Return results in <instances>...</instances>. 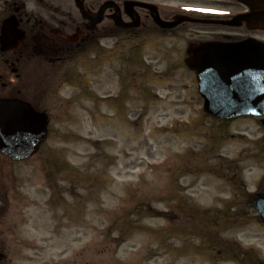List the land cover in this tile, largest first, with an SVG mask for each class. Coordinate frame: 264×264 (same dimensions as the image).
Wrapping results in <instances>:
<instances>
[{"label": "rangeland", "instance_id": "374dc122", "mask_svg": "<svg viewBox=\"0 0 264 264\" xmlns=\"http://www.w3.org/2000/svg\"><path fill=\"white\" fill-rule=\"evenodd\" d=\"M25 1L30 11L42 7ZM141 1L170 13L227 8ZM202 27L162 34L147 26L137 41L109 37L94 50L85 42L66 71L33 67L15 96L51 123L31 158L0 154L1 264L264 263V223L251 202L264 189L262 117L206 115L185 65L189 44L212 37ZM80 31L67 34L80 42ZM224 242L247 252L231 258Z\"/></svg>", "mask_w": 264, "mask_h": 264}, {"label": "water", "instance_id": "95a60500", "mask_svg": "<svg viewBox=\"0 0 264 264\" xmlns=\"http://www.w3.org/2000/svg\"><path fill=\"white\" fill-rule=\"evenodd\" d=\"M248 7L249 12L228 22H218L233 27L246 24L252 30H264V0H238ZM86 0H76L83 19L91 27L103 20L105 11L113 2L102 5L97 13H92L85 5ZM144 7L162 29H173L178 25L195 20L176 16L173 21H163L156 8L139 2H127L125 7L132 19L125 24L120 12L112 15L120 28L139 25L134 8ZM14 18L6 20L2 27V49H15L23 38ZM197 22V21H196ZM199 22V21H198ZM37 55L47 51L42 46L35 48ZM186 64L197 73L199 91L205 99V111L215 117L230 119L238 116H264V44L255 40L241 43H208L189 48ZM264 126V119L262 120ZM49 117L36 111L31 104L18 99H0V152L11 160L20 161L31 157L47 136ZM254 207L264 221V193L254 197ZM3 255L0 254V260Z\"/></svg>", "mask_w": 264, "mask_h": 264}, {"label": "flooded vegetation", "instance_id": "af4514ba", "mask_svg": "<svg viewBox=\"0 0 264 264\" xmlns=\"http://www.w3.org/2000/svg\"><path fill=\"white\" fill-rule=\"evenodd\" d=\"M8 1L5 17H0V36L3 20L9 17L16 19L18 28L23 32V38L17 49L4 51L0 42V93L6 91L8 94H5V96L9 97H15V93L19 96L18 94L21 93L20 86L25 88L28 76L34 71L33 67L35 66L42 73L46 72L48 68L59 71L68 70L67 68L77 58L82 44L85 42H88L92 50H94V48L100 47L101 41L109 37H112L117 42L118 40L128 39L137 41L142 38L145 27L149 26L158 29L149 12L140 7L136 8L140 25L134 29L124 30L118 29L111 18L116 9H107L104 13L103 21L95 25V27H91V23L82 18L76 7L75 0H62L63 4H60L61 0H36L42 5L39 11L28 10L25 0H7L6 2L8 3ZM107 1H113L116 4L118 12H120L122 19L126 23L131 22V18L127 15L125 9V2L128 0H87L86 5L95 14ZM213 3L225 5L227 8L226 10L222 9L221 12H218V10L195 11L193 9H210V7H206L205 4L200 6L183 5L184 7L179 12L173 11L170 13L164 12L163 8L157 6L161 18L165 21L173 19L177 14L187 15L206 22L228 21L246 11V8L235 0H214ZM236 6H240L242 9H231ZM79 21L81 22V27H79ZM191 25L193 24L184 23L178 28L182 29ZM198 26H203L202 28H205V30L212 28V37H199L198 40H193L191 44L210 42L237 43L248 38H256L255 36H250L252 34H264L262 31H251L245 25L240 28L210 23ZM68 29H77L78 33L81 32L80 29H84L87 31V35L78 42L77 38H69ZM205 30L204 32H206ZM232 30L241 31V34L233 33L231 32ZM159 32L167 34L172 33L173 30L159 29ZM37 46H42L44 50H50L51 53H48V55H36L34 49Z\"/></svg>", "mask_w": 264, "mask_h": 264}, {"label": "trees", "instance_id": "16d2710c", "mask_svg": "<svg viewBox=\"0 0 264 264\" xmlns=\"http://www.w3.org/2000/svg\"><path fill=\"white\" fill-rule=\"evenodd\" d=\"M251 199V198H250ZM229 209H231L230 208V206H229V208L228 209H225V211H228ZM232 211H233V209H231ZM229 213V212H228ZM208 214H210V212H208L207 211V213H206V215H208ZM257 218H259V217H257ZM225 244H224V246H225V248H226V250H227V253H228V255L232 258V255H233V257H237L238 256V258H239V254L241 253V252H247V251H245V250H242V249H240V248H236L235 246H234V244L233 243H230V242H224Z\"/></svg>", "mask_w": 264, "mask_h": 264}, {"label": "snow or ice", "instance_id": "6c2138e0", "mask_svg": "<svg viewBox=\"0 0 264 264\" xmlns=\"http://www.w3.org/2000/svg\"><path fill=\"white\" fill-rule=\"evenodd\" d=\"M195 11H213L212 9H193Z\"/></svg>", "mask_w": 264, "mask_h": 264}]
</instances>
